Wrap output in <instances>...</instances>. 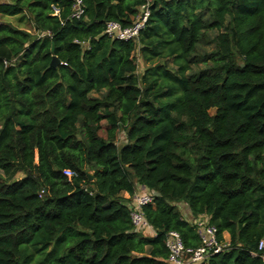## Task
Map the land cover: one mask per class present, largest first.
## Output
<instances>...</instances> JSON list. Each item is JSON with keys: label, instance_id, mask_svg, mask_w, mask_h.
<instances>
[{"label": "trees", "instance_id": "trees-1", "mask_svg": "<svg viewBox=\"0 0 264 264\" xmlns=\"http://www.w3.org/2000/svg\"><path fill=\"white\" fill-rule=\"evenodd\" d=\"M73 3L0 2V264H168L200 215L229 247L199 264H264V0H152L128 41L145 0Z\"/></svg>", "mask_w": 264, "mask_h": 264}, {"label": "built area", "instance_id": "built-area-1", "mask_svg": "<svg viewBox=\"0 0 264 264\" xmlns=\"http://www.w3.org/2000/svg\"><path fill=\"white\" fill-rule=\"evenodd\" d=\"M145 4L140 7L137 16L131 25L122 27L118 22L108 21L105 25V33L112 39L118 41H128L138 36L144 28V24L149 15L148 5L152 0H145ZM84 13L81 0H74L71 17L80 18ZM63 175L67 178L76 176V172L70 169H64ZM153 202V194L138 190L133 194V201L130 204V220L135 229L146 228L148 224L142 212V208ZM204 219V221H200ZM193 220L192 224L196 227V233L199 238V245L196 247L186 246L180 234L175 230H170L165 235V246L167 249L168 264H199L208 257L219 254L229 247L228 240L220 241L217 236V228L209 224L206 217ZM264 249V241L258 243V250ZM255 256V252H249ZM264 259V257H262Z\"/></svg>", "mask_w": 264, "mask_h": 264}, {"label": "rangeland", "instance_id": "rangeland-1", "mask_svg": "<svg viewBox=\"0 0 264 264\" xmlns=\"http://www.w3.org/2000/svg\"><path fill=\"white\" fill-rule=\"evenodd\" d=\"M0 2H1V0H0ZM0 21H1V19H0ZM5 21L13 24L14 26H16L18 28H21L23 30L29 31L31 34H35L32 25L28 21L24 20L22 23H19V22H17V18H5ZM136 61H137V65H138L137 73L141 74L143 72L144 68H145V65H144L143 61L141 60V58L139 56H137V60ZM123 138H124L123 134L120 133L119 141L121 142L123 140ZM22 177H23V173L22 172H18L15 175L14 178L15 179H20ZM181 204H183V203H181ZM180 211L182 212V210H180ZM200 221H204V219H200Z\"/></svg>", "mask_w": 264, "mask_h": 264}, {"label": "crops", "instance_id": "crops-1", "mask_svg": "<svg viewBox=\"0 0 264 264\" xmlns=\"http://www.w3.org/2000/svg\"><path fill=\"white\" fill-rule=\"evenodd\" d=\"M2 1H6V0H1V2ZM138 190H146L143 186H141V185H138L137 186V188H136V191H138ZM121 197L122 198H124V199H126L127 200V203L130 205V204H132V201H133V195L131 196V195H129L127 192H123L122 194H121ZM179 208H180V210H182V212H183V216L184 217H188L189 218V211H188V208H187V206L184 204H180L179 205ZM203 217H205L204 215H200V216H198V217H196V218H189V222H193V220H197V219H200V218H203ZM146 230H145V233H146V235L147 236H153L154 235V231L152 230V228L151 227H146L145 228ZM224 239H226V240H228V234L227 233H225L224 235Z\"/></svg>", "mask_w": 264, "mask_h": 264}, {"label": "water", "instance_id": "water-1", "mask_svg": "<svg viewBox=\"0 0 264 264\" xmlns=\"http://www.w3.org/2000/svg\"><path fill=\"white\" fill-rule=\"evenodd\" d=\"M57 64H59V61L56 59V57H53L50 63V66H56ZM89 178H91V175L89 174ZM155 195H158L157 192L154 193Z\"/></svg>", "mask_w": 264, "mask_h": 264}]
</instances>
